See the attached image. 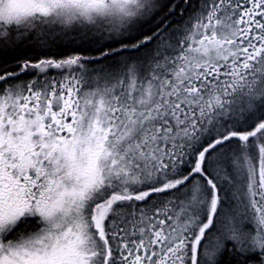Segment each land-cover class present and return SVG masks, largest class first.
<instances>
[{
	"label": "snow or ice",
	"instance_id": "1",
	"mask_svg": "<svg viewBox=\"0 0 264 264\" xmlns=\"http://www.w3.org/2000/svg\"><path fill=\"white\" fill-rule=\"evenodd\" d=\"M0 264H264V0H0Z\"/></svg>",
	"mask_w": 264,
	"mask_h": 264
}]
</instances>
